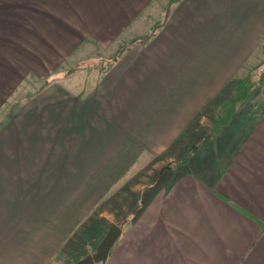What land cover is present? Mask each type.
Masks as SVG:
<instances>
[{
  "label": "crops",
  "instance_id": "0c3cea01",
  "mask_svg": "<svg viewBox=\"0 0 264 264\" xmlns=\"http://www.w3.org/2000/svg\"><path fill=\"white\" fill-rule=\"evenodd\" d=\"M38 1L55 0H0V203L20 202L0 209V264H44L129 181L103 264H264V109L209 133L224 91L262 56L264 0H177L148 41L67 76L38 69Z\"/></svg>",
  "mask_w": 264,
  "mask_h": 264
},
{
  "label": "rangeland",
  "instance_id": "374dc122",
  "mask_svg": "<svg viewBox=\"0 0 264 264\" xmlns=\"http://www.w3.org/2000/svg\"><path fill=\"white\" fill-rule=\"evenodd\" d=\"M172 3L173 0H55L53 3H48L46 8L38 1L34 3L32 11L35 20L32 31L33 48H36L38 44L35 40L46 42L48 46V58L44 59L45 54H43L44 64H41L38 69L44 70L47 66L50 73L52 70L64 68L67 76L84 67L92 69L108 67L122 48L132 40L144 42L152 35L162 25ZM22 15L27 17L29 13L24 11ZM35 17L38 19L45 17L46 24H42L39 28L40 23ZM24 21L25 18L20 22ZM261 51L262 56L253 59L255 63L251 65V71L255 72L256 80L264 77V44ZM249 67L250 63L245 68ZM32 77L35 84L45 76L33 69ZM83 78V71H80L76 79L83 82ZM226 93L224 91V94ZM256 103L258 104L255 106ZM216 109V102H212L207 116L215 114ZM263 109L264 83L257 84L252 100L242 108L240 106L237 114L241 115L231 130L242 124L243 115L260 114ZM195 125L197 124H194V127ZM201 126L202 124H199L198 129ZM224 140H228V137L226 136ZM207 141L209 146L211 140ZM146 176L142 174L141 180L143 181ZM130 183L129 181L122 186L120 183L110 191L106 198L95 206L90 216L80 221L62 244L56 242L54 244L56 249L48 250V258L43 259V263L74 264L87 254L95 252L106 233L103 232L104 229L113 221V216L122 210L126 195L131 196L132 189L130 185H127ZM19 203L13 202V199L4 198L1 199L0 209H12L15 204L20 205ZM1 242L4 243V239ZM43 252L45 254V251ZM91 264H103V262Z\"/></svg>",
  "mask_w": 264,
  "mask_h": 264
},
{
  "label": "trees",
  "instance_id": "16d2710c",
  "mask_svg": "<svg viewBox=\"0 0 264 264\" xmlns=\"http://www.w3.org/2000/svg\"><path fill=\"white\" fill-rule=\"evenodd\" d=\"M171 1V0H170ZM177 0H173L175 2ZM169 12V11H168ZM154 34V33H153ZM150 35L145 41H148L152 36ZM144 41V42H145ZM141 42L140 40H132L128 43L117 56L113 59L116 60L126 49L130 46ZM143 42V41H142ZM112 61V62H113ZM111 62V63H112ZM262 74V73H261ZM260 74V75H261ZM255 72L251 71L245 76L235 78L230 84L226 95L218 103L217 113L214 118L209 123V133L217 135L220 131L230 123L234 118L235 113L239 111V108L245 106L246 103L250 102L255 94V87L257 84L264 83V77L262 79L256 80ZM258 103L254 104L257 105Z\"/></svg>",
  "mask_w": 264,
  "mask_h": 264
},
{
  "label": "water",
  "instance_id": "95a60500",
  "mask_svg": "<svg viewBox=\"0 0 264 264\" xmlns=\"http://www.w3.org/2000/svg\"><path fill=\"white\" fill-rule=\"evenodd\" d=\"M121 227L118 223L112 222L108 231L99 242L95 252L89 253L86 256L82 257L74 264H91L95 262H106L110 250L115 244L116 240L121 234Z\"/></svg>",
  "mask_w": 264,
  "mask_h": 264
}]
</instances>
